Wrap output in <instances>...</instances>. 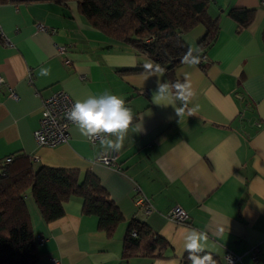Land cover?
<instances>
[{
	"label": "crops",
	"instance_id": "0c3cea01",
	"mask_svg": "<svg viewBox=\"0 0 264 264\" xmlns=\"http://www.w3.org/2000/svg\"><path fill=\"white\" fill-rule=\"evenodd\" d=\"M235 7L253 9L247 25L228 14ZM207 13L218 29L202 62L185 61L174 70L176 82H186L193 95L180 100L173 90L165 102L172 105L164 106L153 95L158 80L170 84L166 74L150 69L151 60L132 45L93 27L76 0H0V160L23 154L32 170L73 168L78 182L92 174L122 216L107 233L72 196L61 216L45 221L27 192L31 230L44 238L36 240L34 264H182L186 229L204 234V251L220 264L228 251L240 257L232 264H264V5L208 0ZM205 32L197 24L183 39L195 49ZM41 68L50 74L41 76ZM57 90L73 102L104 92L125 100L133 120L118 151L119 168L96 161L106 147L82 137L76 124L66 142H35L42 101ZM140 195L151 212L136 205ZM173 206L187 212L184 222L166 215ZM134 219L165 239L160 252L147 254L141 243L124 254ZM254 245L260 247L256 261L249 253Z\"/></svg>",
	"mask_w": 264,
	"mask_h": 264
},
{
	"label": "trees",
	"instance_id": "16d2710c",
	"mask_svg": "<svg viewBox=\"0 0 264 264\" xmlns=\"http://www.w3.org/2000/svg\"><path fill=\"white\" fill-rule=\"evenodd\" d=\"M76 1L93 27L146 55L153 64L150 69L163 71L170 84L176 83L174 70L185 62L189 49L202 62V54L214 41L218 29L216 19L207 13L208 0ZM228 14L244 26L251 21L253 9L235 7ZM197 24H203L206 32L194 49L186 44L183 34ZM27 192L32 194L45 221L61 216L63 202L72 196L81 198L83 213L96 215L98 227L107 233L122 219L117 205L92 174L78 182L76 169L40 166L32 170L26 155H13L10 161L0 160V264H34L38 260L36 237L24 202ZM141 243L147 254L158 253L166 245L165 239L145 222L131 220L124 237V254L132 255ZM205 253L208 252L201 255ZM211 255L215 264H220ZM190 263L186 252L182 264Z\"/></svg>",
	"mask_w": 264,
	"mask_h": 264
},
{
	"label": "clouds",
	"instance_id": "9594fccd",
	"mask_svg": "<svg viewBox=\"0 0 264 264\" xmlns=\"http://www.w3.org/2000/svg\"><path fill=\"white\" fill-rule=\"evenodd\" d=\"M184 60L191 64L199 63L198 56H194L191 49L185 54ZM147 67V65L145 66ZM50 68H41L40 75L48 76ZM173 90L180 100H185L193 95L190 86L185 83L176 82L169 84L167 81H157V91L153 97L157 104L172 105L165 103L172 96ZM175 107V106H174ZM176 114L180 116V110L175 108ZM67 119L77 126L79 134L86 138H98L100 145L113 151H119L125 134L133 120L132 109L126 105L123 98L104 92L99 95L90 94L84 100H76L65 113ZM114 137V139L110 138ZM203 233L195 229H186L183 235L184 251L188 253L191 264H215L211 254L205 253Z\"/></svg>",
	"mask_w": 264,
	"mask_h": 264
},
{
	"label": "built area",
	"instance_id": "2783aa9c",
	"mask_svg": "<svg viewBox=\"0 0 264 264\" xmlns=\"http://www.w3.org/2000/svg\"><path fill=\"white\" fill-rule=\"evenodd\" d=\"M260 3L264 5V0H260ZM37 27L39 29H45L46 26L38 23ZM3 31L0 26V36L2 37ZM5 44H10L7 39H4ZM58 49L60 52L64 51V46L59 45ZM204 56H202L203 58ZM202 58L200 59L202 61ZM4 81L3 76L0 75V83ZM13 91L10 92V95H13ZM74 104L73 100L70 98L67 92L64 90H57L53 92L48 97L44 98L41 104V112L39 118V124L37 128L33 131V137L37 144L54 146L68 140V129L71 125L75 124L72 121H69L65 115L67 110L71 108ZM89 142L94 143L98 138L87 139ZM118 151H113L110 149H105L100 155L96 157V161L104 166L111 168H119L117 164ZM6 161L11 160V156L4 158ZM136 205L143 207L144 211L147 213L151 212L152 206L146 198L142 195L135 197ZM169 218L177 221L184 222L187 218V212L180 206H173L170 208L166 214ZM132 234H135V231H132ZM43 237L37 236L36 240L39 242L43 241ZM251 258L253 260L258 259L260 253V247L257 245L252 246L249 249ZM239 255H236L232 252L225 253V264H232L235 261L239 260ZM55 263L59 264L57 261Z\"/></svg>",
	"mask_w": 264,
	"mask_h": 264
}]
</instances>
